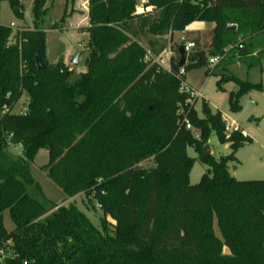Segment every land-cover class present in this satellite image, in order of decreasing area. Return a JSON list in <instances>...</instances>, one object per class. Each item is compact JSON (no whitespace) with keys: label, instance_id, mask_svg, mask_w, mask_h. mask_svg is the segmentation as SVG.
<instances>
[{"label":"trees","instance_id":"trees-1","mask_svg":"<svg viewBox=\"0 0 264 264\" xmlns=\"http://www.w3.org/2000/svg\"><path fill=\"white\" fill-rule=\"evenodd\" d=\"M4 2L24 20L21 0H0V14ZM88 3L84 86L60 85L73 73L48 61L54 0H34V27L18 31L15 44L13 28L0 25V247L11 243L15 255L0 264H264V181H238L229 170L253 139L240 129L229 133L207 101L203 117L187 106L190 95L181 92L187 75L179 67L185 45L173 46L171 72L145 61L148 50L160 56L167 49L159 38L196 22L215 28L189 34L195 53L186 73L208 65L205 51L224 56L208 75L224 61L263 56L264 0H148L146 13H138L137 0ZM74 6L67 0L64 21ZM228 66L218 72V89L239 87L229 96L239 112L240 98L263 84ZM25 93L32 94L26 112L14 114ZM181 109L200 139L182 125ZM213 133L230 145L220 160L204 155ZM12 145L22 147V156L10 152ZM189 148L209 167L197 185L190 181L196 159ZM41 150L49 152L43 169L65 202L85 194L101 205L103 231L74 203L55 205L47 197L31 172ZM148 160L154 167L143 168ZM6 211L13 232L5 227Z\"/></svg>","mask_w":264,"mask_h":264},{"label":"rangeland","instance_id":"rangeland-1","mask_svg":"<svg viewBox=\"0 0 264 264\" xmlns=\"http://www.w3.org/2000/svg\"><path fill=\"white\" fill-rule=\"evenodd\" d=\"M21 2L25 6L24 20H19L14 16L8 2H4L1 5L0 25L13 28V36L10 39V44L16 43L18 31L29 30L34 27V0H21ZM147 3L148 0H137L138 13L152 11V8H147ZM66 6L67 0H54L47 25L48 30L46 31L48 61L52 66H57L58 63H65V66L73 73L68 80L60 85L84 86L86 84V61L89 49V34L87 32L90 26L88 16L89 3L88 0H75L72 16L67 21H64ZM209 25L215 26V24ZM51 26H58L60 29L51 30L49 28ZM185 31H173L168 36L159 38L160 41L166 43L167 49L160 56H156L154 52L148 50L145 61L147 63L152 61V63H156L164 71L170 72V60L175 57L172 48L175 44H187V41L185 42L184 40ZM171 35L174 37L173 41ZM259 41L264 44V38ZM143 44L146 46V43ZM194 53L195 50L192 54ZM211 57L210 51H207L206 58L208 65L203 68L189 70L187 73V83L189 86L202 95L194 109L200 117H203L202 103L204 100L207 101L214 112L219 111L222 113L226 119L229 133H232L239 127L242 132L253 139V144L247 145L238 151L236 154L237 160L229 164V170L231 175L238 181H264V55L245 58L243 62L240 59H236L231 64L227 63L228 61H224L218 68L216 75H208L207 71L212 68L209 65ZM190 64L191 60L189 59L187 66ZM226 66L229 67L233 74L243 80H250L254 83L262 82L263 84V91H251L240 98L239 104L241 109L239 112H233L229 103L230 94L232 92L236 93L239 87L235 84H228L226 85V92L218 89V72H222ZM31 95V93L24 94L22 100L15 107L14 114L26 112L32 97ZM233 122L237 127L233 128L230 126ZM189 131L197 139H200L199 130L193 127ZM207 146L210 148V155L214 156L217 160L231 154L230 145H222L215 133L211 136ZM10 152L14 156H22L23 150L21 146L12 145ZM188 153L191 158L196 159L190 175V181L192 185H197L208 172L209 167L199 160V154L193 148H189ZM49 161V152L47 150H41L31 165V172L37 182L43 187L47 197L55 205L63 206L74 203L89 217L98 229L103 231L104 213L101 205L94 197H87L85 194H80L74 199L65 202L66 197L64 193L49 179L47 171L43 169L49 164ZM141 166L150 169L154 167V162L148 160L142 163ZM106 220L110 224L108 228L109 232L114 233L115 223L109 216ZM4 224L8 232H13L16 229L9 211L4 213ZM12 248L13 245L11 244L10 249L12 250ZM225 253L228 254L229 251L226 250Z\"/></svg>","mask_w":264,"mask_h":264},{"label":"built area","instance_id":"built-area-1","mask_svg":"<svg viewBox=\"0 0 264 264\" xmlns=\"http://www.w3.org/2000/svg\"><path fill=\"white\" fill-rule=\"evenodd\" d=\"M194 48H195L194 43L189 42L185 45V49L188 53V57L193 52ZM222 59H224V56L223 57L210 58L209 61H210V65L212 66L211 69H214V67L216 65H218L222 61ZM170 72H171V68H170ZM180 74L182 76L187 75L184 68H181ZM181 92L187 93L190 95V99L187 102V106H189L190 109L195 108L198 100L202 96L201 93L194 91L190 86H188L187 82L182 83ZM179 114L183 115L182 125H185L186 129L192 130L193 126L189 121L188 112H186L184 109H181ZM10 246H11V243H9L6 247H0V263H5L7 260L13 259L15 257L14 251L10 249Z\"/></svg>","mask_w":264,"mask_h":264},{"label":"crops","instance_id":"crops-1","mask_svg":"<svg viewBox=\"0 0 264 264\" xmlns=\"http://www.w3.org/2000/svg\"><path fill=\"white\" fill-rule=\"evenodd\" d=\"M214 28H215L214 25H209V24H206L203 22H196L186 29V31L184 32V38L187 39L186 40L187 43H189V42L191 43L192 41L189 39H191V37H193V36H191L189 34H191V33H206V32L212 31ZM172 38L174 39V37H172V35H171V39ZM258 52H259V50H257V52L255 54H257ZM205 53L207 54V51H205ZM232 62H234V61H232ZM187 85L189 86L188 83H187ZM224 120L226 121L225 118H224ZM230 126H232L233 128L237 127V125L234 122ZM237 129H240V128L238 127Z\"/></svg>","mask_w":264,"mask_h":264},{"label":"water","instance_id":"water-1","mask_svg":"<svg viewBox=\"0 0 264 264\" xmlns=\"http://www.w3.org/2000/svg\"><path fill=\"white\" fill-rule=\"evenodd\" d=\"M233 29H236V28L233 27ZM179 53H180V57H181L179 67L184 68V66L187 64V61H188V53H187L185 47H182V46L179 48ZM202 55L205 56L206 53L204 52V53H202ZM38 64H39V70L44 69V66L40 60H38ZM210 154H211L210 148H209V146H206L204 148V155L209 156Z\"/></svg>","mask_w":264,"mask_h":264}]
</instances>
